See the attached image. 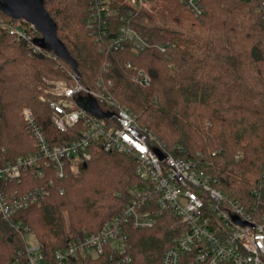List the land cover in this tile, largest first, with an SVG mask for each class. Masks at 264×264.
<instances>
[{"label":"trees","instance_id":"1","mask_svg":"<svg viewBox=\"0 0 264 264\" xmlns=\"http://www.w3.org/2000/svg\"><path fill=\"white\" fill-rule=\"evenodd\" d=\"M145 1L151 12L112 0L119 17L126 15L128 26L150 43L142 51L129 43L117 51L95 43L85 27L89 0H43V5L87 87L94 89L93 82L101 79L113 82L111 93L130 106L141 128L167 145L176 143L186 158L201 154L225 193L263 213L264 0H203L204 12L198 16L185 0ZM0 17L16 19L2 8ZM162 44L168 46L165 53L156 48ZM136 68L149 75L148 86L133 80ZM45 77L65 79L66 73L55 61L32 55L25 42L0 31V165L35 150L20 115L26 107L48 138L61 135L50 122L48 106L38 101ZM136 168L131 155L98 150L79 178L61 183L63 194L53 193L15 220L33 232L52 260L56 249L98 231L120 213L130 199L129 188L138 182ZM158 222L151 229L129 231L128 264H161L165 250L185 229L173 212ZM25 245L10 222L0 218V264H20L16 260L22 262ZM191 260V254L182 253L181 264ZM70 264L112 260L109 254Z\"/></svg>","mask_w":264,"mask_h":264},{"label":"built area","instance_id":"2","mask_svg":"<svg viewBox=\"0 0 264 264\" xmlns=\"http://www.w3.org/2000/svg\"><path fill=\"white\" fill-rule=\"evenodd\" d=\"M202 2L185 0V6L198 16L204 12ZM124 3L133 10L148 7L145 0ZM89 9L85 27L95 43L108 51H117L125 43L135 51L150 47L128 26L126 15L119 17L112 0H89ZM0 31L25 42L32 55L55 61L66 73L65 79L45 77L38 87V101L48 106L50 122L61 135L48 138L33 111L26 107L21 117L35 140V150L0 165V218L8 220L26 244L20 253L22 262L18 258L17 263L70 264L80 258L110 254L112 264H128L132 261L129 231L151 229L164 213L173 212L185 229L165 250L161 264H181L182 253L192 255L190 264H264V212L259 214L256 207L249 209L226 195L200 155L181 157L176 152L182 147L170 150L164 141L141 128L131 110L108 92L103 79L94 89L87 87L78 72L66 68L55 52L39 45L43 34L34 23L24 17H0ZM167 47L156 46L161 53ZM126 67L132 69L131 63ZM135 72V82L150 84L147 73L137 68ZM93 100L109 116L99 117L80 105L81 101L90 104ZM98 150L133 156L138 182L129 188L130 199L118 215L98 231L56 249L49 260L37 240L27 243L30 230L15 220L17 214L40 205L57 191L63 194L61 183L89 163Z\"/></svg>","mask_w":264,"mask_h":264},{"label":"water","instance_id":"3","mask_svg":"<svg viewBox=\"0 0 264 264\" xmlns=\"http://www.w3.org/2000/svg\"><path fill=\"white\" fill-rule=\"evenodd\" d=\"M1 4L2 7L0 8L14 18L24 17L29 22L34 23L43 34V38L38 41L39 45L48 51H54L78 72V63L56 36L57 26L44 9L43 0H1ZM80 105L99 117L109 116V114L106 115L100 111L97 102L94 100L90 104L81 101ZM84 167H87V164Z\"/></svg>","mask_w":264,"mask_h":264},{"label":"rangeland","instance_id":"4","mask_svg":"<svg viewBox=\"0 0 264 264\" xmlns=\"http://www.w3.org/2000/svg\"><path fill=\"white\" fill-rule=\"evenodd\" d=\"M0 7H2V4H1V0H0ZM147 10L148 11H150L151 12V8H150V5L148 4V7H147ZM69 65V64H68ZM73 69V68H72ZM74 70V69H73ZM48 79H50V78H48ZM52 80H54V79H52ZM97 81V80H96ZM93 82V84H94V87H97L96 85H97V83H98V81L97 82ZM93 84H92V86H93ZM105 84L108 86V92L110 93V94H112L111 92H112V88L114 87V85H113V82H111V81H109L108 83H106L105 82ZM113 95V94H112ZM115 99H116V97L115 96H113ZM116 101L120 104V105H122V106H124V107H126V108H128L129 110H131V108H130V106L128 105V104H126L125 102H122V101H120L119 99L117 100L116 99ZM132 112V111H131ZM20 115H21V113H20ZM136 116V118H137V120H138V117H137V115H135ZM143 129H145V128H143ZM147 130V129H146ZM152 133V132H151ZM153 134V133H152ZM154 135V134H153ZM156 136V135H155ZM156 137H158V136H156ZM176 143H173V146L171 145H168L170 148V150H174L175 151V148H180V146H176L175 145ZM179 156H181V157H184L183 156V151H181V152H176ZM29 154V153H28ZM176 154V155H177ZM25 155H27V154H25ZM201 157H202V159H203V156L201 155V154H199ZM21 156V155H20ZM238 159V158H237ZM87 165H88V163H87ZM84 167V166H83ZM82 167V168H83ZM212 165L211 164H209V172L216 178V176L213 174V172H212ZM82 168H80L79 169V171L76 173V174H74L73 176H72V178H79L81 175H82ZM70 178V177H69ZM67 180V179H66ZM218 186L220 187V183H218ZM221 189V188H220ZM223 189V188H222ZM221 189V190H222ZM223 191V190H222ZM226 195H228V196H230L227 192H226ZM238 201H239V199H238ZM241 202V201H240ZM242 203V202H241ZM244 204V203H243ZM245 206H246V204H244ZM165 214V213H164ZM163 214V215H164ZM162 215V216H163ZM162 216L159 218V220L162 218ZM34 231V230H33ZM26 239H27V243H33L35 240H37L36 239V236L33 234V232L31 233V234H28L27 236H26Z\"/></svg>","mask_w":264,"mask_h":264}]
</instances>
